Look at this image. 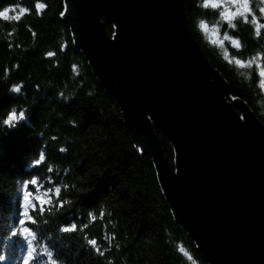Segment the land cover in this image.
<instances>
[{
  "label": "trees",
  "instance_id": "trees-1",
  "mask_svg": "<svg viewBox=\"0 0 264 264\" xmlns=\"http://www.w3.org/2000/svg\"><path fill=\"white\" fill-rule=\"evenodd\" d=\"M182 1L194 38L230 85L227 98L242 97L264 127V27L256 35L264 0H248L247 19L237 16L234 26L205 0ZM62 5L0 0V264H206L116 100L73 44ZM200 23L220 39L207 38ZM154 132L172 166V145ZM46 191L50 206L39 210L32 196Z\"/></svg>",
  "mask_w": 264,
  "mask_h": 264
},
{
  "label": "water",
  "instance_id": "water-1",
  "mask_svg": "<svg viewBox=\"0 0 264 264\" xmlns=\"http://www.w3.org/2000/svg\"><path fill=\"white\" fill-rule=\"evenodd\" d=\"M182 2L63 0L60 15L206 264H264V127L242 97L227 98Z\"/></svg>",
  "mask_w": 264,
  "mask_h": 264
},
{
  "label": "snow or ice",
  "instance_id": "snow-or-ice-1",
  "mask_svg": "<svg viewBox=\"0 0 264 264\" xmlns=\"http://www.w3.org/2000/svg\"><path fill=\"white\" fill-rule=\"evenodd\" d=\"M229 3L235 5V8L236 10L235 11H231V10H225L221 13L222 17H223V20L229 24V26H234L232 24V22L236 19L237 16H241V17H245V19H247L246 17V13H248L250 11V8H249V2L248 0H244V2H242V0H229ZM210 4V6L214 9H218V8H221L223 7V5L221 3H218V2H215V0H205V7H208ZM253 23H256V20L255 18H253ZM204 27L206 28L207 26L204 25ZM261 27H264V25H257V28H256V35L259 36L260 35V28ZM229 36L228 35H224L223 37V41H226V40H229ZM231 44L233 47H235L236 49H239L241 47L240 45V42L238 40H231ZM52 55V54H50ZM240 64L241 67H244L245 65L243 64V62H241L240 60H237L236 63ZM259 76L260 77H264V66H261V71L259 72ZM17 91H19V89H16ZM23 114L20 115V118H22ZM17 117L15 114H12V115H9L8 119L5 121V123H10L11 121L15 120ZM44 159V157H40V160L42 161ZM31 185H36L37 182L33 181V182H30ZM27 189H28V186L26 188V194H27ZM60 190L57 189L56 190V193H59ZM53 195V193L51 192H45L44 195H36V196H32V203L33 201H35L36 203H33L34 205H38L40 206L39 207V210L40 208L42 207L43 210H46L45 209V206H50V201L48 199H45V197H51ZM36 209H31V212H35ZM29 214L32 215L30 213V210H29ZM33 219H34V216H33ZM19 222V221H18ZM31 223L30 221H25V224H29ZM66 230H74L73 229H66ZM94 243V242H93ZM22 264H32V262L28 261V260H25L22 262Z\"/></svg>",
  "mask_w": 264,
  "mask_h": 264
},
{
  "label": "rangeland",
  "instance_id": "rangeland-1",
  "mask_svg": "<svg viewBox=\"0 0 264 264\" xmlns=\"http://www.w3.org/2000/svg\"><path fill=\"white\" fill-rule=\"evenodd\" d=\"M215 2L221 3L223 5V7L220 8L221 13L225 10H233V11L236 10L235 5L229 3V0H215ZM242 2H244V0H242ZM204 25L205 24L200 23L199 27H201V29L204 31L207 38H209L211 41L213 39H220L219 35L216 32V27H214L213 25L212 26L206 25L207 27L205 28ZM260 80L264 88V77H261Z\"/></svg>",
  "mask_w": 264,
  "mask_h": 264
}]
</instances>
